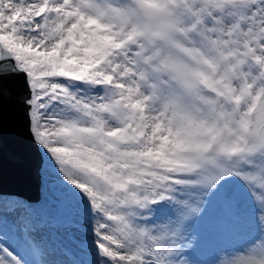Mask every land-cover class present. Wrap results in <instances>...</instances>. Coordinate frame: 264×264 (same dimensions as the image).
Masks as SVG:
<instances>
[{
	"label": "bare ground",
	"instance_id": "obj_1",
	"mask_svg": "<svg viewBox=\"0 0 264 264\" xmlns=\"http://www.w3.org/2000/svg\"><path fill=\"white\" fill-rule=\"evenodd\" d=\"M139 2L141 5H147V7H149V8L155 7V8L161 9V5H162L160 0H139ZM48 3H49L48 4L49 6L59 7V10H61V12H60L61 15L58 19H56L55 17H52L48 20V22L51 25V28L49 30L50 46L57 49L59 52L64 53V44L68 45V43L70 41H73L76 45V49H77L78 53H80L84 49H86L87 52H89L90 54L95 56L100 51V47H98L96 40L94 38L90 37L88 30H86V27H87L86 20H88V18L91 17V20L93 21L94 24H91L89 27L93 31V33L97 36H100V31L98 30V28L96 26L99 24H102V21L96 19L91 14L92 10H93L92 0H48ZM9 6H10V4H9ZM0 13H2L1 10H0ZM26 16H27L26 14H24L23 12H20L18 14L15 22L19 23V22L24 21ZM164 16H165L164 17V25L161 29H159V30H162V32L160 33V38L169 41L170 47L172 49H183L184 44L181 43L178 39L172 37V35L170 33L171 22H173L174 19L172 17H168L166 14H164ZM165 21L169 22V23L165 25ZM124 23H125L124 25H128V26H130L131 24L137 25L136 19L133 20L132 18H127L126 20H124ZM82 34H83V36H82ZM155 36H158V35H155ZM112 38L117 39V37L114 35L112 36ZM138 40H140V39H138ZM140 41L142 42V45L144 46V53L148 54L149 56H152V48L150 46H148L147 44H144V42L142 40H140ZM48 55H49V57H51V54H48ZM167 55H168L169 59H171V60H175V59L179 60V58L174 53L167 52ZM114 61L115 62L118 61V58H114ZM240 62H241V67H244L249 72L252 71V64L243 62L242 60ZM99 65L100 66L104 65L102 60H100ZM218 76H221V73H219ZM231 87H233V85H231ZM260 89H261V87H260L259 83L257 82L256 90L258 91ZM215 93L217 94V97H216L217 100L219 98L224 97V93L222 91H220V92L215 91ZM8 95H9L8 93H5V92L0 90V104H2V106L4 108H7V106L10 105ZM124 95L126 96V98H137L140 102H142L144 100V97L142 94H136V95L131 96L129 94L128 90L124 91ZM161 99L163 102L165 97L162 96ZM145 102L148 105V101L145 100ZM16 104L17 103H15L14 105H16ZM249 105L250 104H248V106ZM13 109H14V111L12 112L13 114L11 115V113H10L9 117L11 116L10 120L13 121L12 127L16 128L20 125L21 122L18 119L19 110H18L17 105L13 106ZM182 110L188 111V109L186 107H183ZM177 112L178 111H174V112H172V114H170L168 112L167 114H165V117L163 115L157 114V113L149 114L151 123H153L152 124V130L150 132V136L154 139H157L163 135L166 138L164 140V142H167V141L169 142L168 150H167V152L169 154L168 159H169V161L172 159L175 160V164H172L174 166V168L186 167L188 165V163L190 162L189 155L187 154L186 151L182 150V152H184V155L183 154H177L173 151V146L171 145V142L175 143L177 146L181 144L180 143L181 133L180 134L176 133V131L178 129H181L183 132V126L178 125V121L176 118ZM171 115H172V117H171ZM212 120H213L212 128L208 132H206L204 134H200V136H202L206 139H209L211 137L214 129L216 128L218 118L216 116L215 117L213 116ZM63 121L64 120H60V123H62ZM241 123H243V120H241L240 124ZM208 126H209V123L204 122L202 124L203 128H207ZM34 127H35V125H32V128H34ZM5 129H6L5 125H0V136L5 134ZM59 129H60V127H59ZM189 130L190 129H188V131ZM219 132L225 133L227 140H228L229 135L226 133L224 125L219 129ZM158 134H159V137H158ZM34 137L38 143V146L41 148L42 152L45 155V152H44L43 147L39 141V138L36 136V134H34ZM198 140H199V137L195 136V137H190L187 142L193 143V142H196ZM220 141L222 143L226 142L222 138H220ZM128 148L129 147H123L122 148L121 152L123 153V156H121L120 160L123 162L127 161V159L125 158L124 152H126V149H128ZM116 149L119 151L118 147H116ZM73 152H75V151H73ZM75 153H76L75 158L79 159L81 154L84 153V151L81 153V150L77 149V151ZM152 153L154 155H157V159H154V162L156 164L155 169L157 170V172L159 171L158 173L160 175H163V176L164 175H174V171H175L174 169L170 170L167 168L166 165H164V167L162 165V163L168 162V160L163 158V155L165 154V152H164V150H162L160 142L156 143V147H154V150H152ZM45 158L48 159L49 155H46ZM84 159L89 160L92 165L97 163L96 156H94V155H86V156H84ZM103 159L106 160L105 155H103ZM51 162L53 163L52 159H51ZM115 165H116V163H115ZM46 168L48 169V166ZM72 169H74V171H75V168H72ZM167 171H169V172H167ZM59 173H60V171H59ZM39 174H40V182H41V190H40L39 195H40V197L45 198V196L50 195L51 188L48 186V183L46 180L47 174H46L45 170L43 169V166L41 167ZM110 177H112V176H110ZM154 183H155V181L153 182V184ZM101 187H103V186H101ZM155 187H157V186H155ZM60 188H62V187L60 186ZM131 242L133 244L134 253L137 256L136 260L132 264H145L144 262L147 261L146 259L148 257L153 259V262L150 264H231L233 262V260H234V262L236 261L235 258H238V255H239L238 251H227L222 256H217V257L213 256L214 258L208 260L206 263H199L197 261V259H195L191 256L184 257V261L181 262L180 259L177 257L176 253L172 252L171 250L168 249L167 244L169 243V239L166 236L163 237L160 234V231L149 233V238L147 237L146 245L143 249V252H141L139 250V247L136 243V235H135V237H133L131 239ZM117 248L118 247L115 246L114 249H117ZM112 254H113V250L111 251L112 257L111 256H109V257L112 258V260L114 259V264H125V262L120 263V262H122V256L118 252H116V254L118 255V259L115 256H113Z\"/></svg>",
	"mask_w": 264,
	"mask_h": 264
},
{
	"label": "rangeland",
	"instance_id": "obj_2",
	"mask_svg": "<svg viewBox=\"0 0 264 264\" xmlns=\"http://www.w3.org/2000/svg\"><path fill=\"white\" fill-rule=\"evenodd\" d=\"M2 18L3 17H1V21H2ZM0 31L2 33H5L6 37H8L9 39L13 40V43H14V40H15L14 37L15 36L9 37V35L6 34V28L5 27L4 28H0ZM26 43L27 42H25V44ZM16 49H18L17 46H16ZM30 61L32 63H34L35 66H37V68L40 71H46L49 68L55 66L54 63H50V62H47V61H37L35 59V56H30ZM57 123L58 122H56V121L47 122L46 124H44V123L41 124L37 128H38L39 131H41L43 133H46V135H44V137H43V140L46 141V143L48 145L49 153L51 155L52 160L56 161V162L57 161L60 162V161L65 159V164H63V166H65V169L63 167L62 168L61 167H55L56 169L54 170L53 173L55 174L56 180H63L67 176H70V178H72V179H76L74 177L75 174H73V173H77L79 171L82 172L83 171V166H85L84 162L79 161L77 158H75V154H76L75 152L77 151V149H80L81 152L84 151L85 154L86 153L87 154H96V153H98V151H100V149L97 146V144L94 143V142H93V144L91 146H88V145L72 146L74 144V142L72 140L75 139V137L78 134H80L79 128H82V127L78 126V125H71L70 126V124H71L70 121H68L66 123L67 127H65V128H63L60 125H56ZM59 127H60V129H59ZM71 127H72V130H70ZM85 139L88 140L86 135H85ZM73 151H75V152H73ZM96 159H97V163H100V159L99 158H96ZM100 167H106V164L105 163H101ZM72 168H75V171ZM109 168H110V171H112V174H113L116 170H118V165L117 164L115 165V162H112L110 164ZM59 171H60V173H59ZM149 174L151 176V182L153 183L155 181V183L153 184L154 187L155 186L158 187L160 182L156 181L152 177V169H150ZM110 176H112V175H110ZM101 186H103V187H100L99 190L93 192L94 199L104 200V192H105L106 187H105V184H102ZM60 189H62V188H60ZM113 189L116 190V185H113ZM115 194H116L115 196H117L116 191H115ZM145 245H146V242H145ZM197 247L200 248V252H201L202 257H203L202 259L204 261H206L208 259H212V258L217 257V256H222L223 255L221 253V251H222V243L220 241H215L213 237L212 238H208L205 242H202V241L197 242Z\"/></svg>",
	"mask_w": 264,
	"mask_h": 264
},
{
	"label": "water",
	"instance_id": "obj_3",
	"mask_svg": "<svg viewBox=\"0 0 264 264\" xmlns=\"http://www.w3.org/2000/svg\"><path fill=\"white\" fill-rule=\"evenodd\" d=\"M16 77V75H13V78H15ZM20 79L22 80V77H20ZM28 94H26V93H24V94H22V93H20V94H18V99L19 100H21V102H20V105L17 103L16 105H17V107H18V110H19V116H18V119H19V121L21 122L20 123V125H23V124H25V129H27V120H26V106L23 104V99H24V97H26ZM23 97V98H22ZM16 105H14V103L13 102H10V105H8L7 106V108H6V111H7V113L6 112H4V117H5V119H6V121H4V122H2V123H5V124H12V120H10L11 119V116L9 117V115H10V113H11V115L13 114L12 112L14 111V109H13V106H16ZM10 106V107H9ZM9 107V108H8ZM1 122V121H0ZM11 126V125H10ZM1 145H2V142L0 141V149H1ZM3 150H5V151H13L11 148H9V147H5V148H2ZM5 154H7V153H5ZM13 155L14 156H16V153L14 152L13 153ZM3 160H4V158H3ZM12 164H14V162H11Z\"/></svg>",
	"mask_w": 264,
	"mask_h": 264
}]
</instances>
